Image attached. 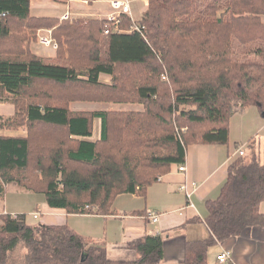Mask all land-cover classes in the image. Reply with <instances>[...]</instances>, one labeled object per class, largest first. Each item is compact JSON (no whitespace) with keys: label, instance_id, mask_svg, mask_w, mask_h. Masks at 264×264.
I'll return each instance as SVG.
<instances>
[{"label":"trees","instance_id":"1","mask_svg":"<svg viewBox=\"0 0 264 264\" xmlns=\"http://www.w3.org/2000/svg\"><path fill=\"white\" fill-rule=\"evenodd\" d=\"M31 1L0 0V103L15 106L12 117L0 114V129L28 133L0 135V199L15 183L43 194L51 208L114 215L118 195L145 197L160 175L185 163L190 145L229 144L234 104L264 114V60H247L248 53L264 59V0H148L142 19L124 14L126 32L108 36L105 19L35 16ZM42 29L58 44L53 57L31 48ZM73 102L144 109L75 111ZM263 154L232 162L219 197L206 203L210 234L186 242L183 264H210L211 247L264 227ZM0 220V264L22 243L20 264L164 261L162 234L132 242L137 259L119 261L68 225H30L11 213Z\"/></svg>","mask_w":264,"mask_h":264},{"label":"crops","instance_id":"2","mask_svg":"<svg viewBox=\"0 0 264 264\" xmlns=\"http://www.w3.org/2000/svg\"><path fill=\"white\" fill-rule=\"evenodd\" d=\"M110 1L32 0L31 12L35 16L61 18L69 11L73 19H104L112 11ZM130 2L132 18L139 21L148 9V0H130ZM43 12L48 13L43 14ZM31 48L42 56H47L45 50L50 52L51 55L47 57L55 56L57 50L42 46L38 42L32 43ZM101 79L110 81L111 77L102 74ZM76 103L81 102L71 103L70 108L72 109ZM0 107L3 110L0 114L5 118L12 117L15 113V106L11 102H1ZM95 125L98 129H94L93 138H99L101 134L99 119ZM26 133L27 131L24 130L0 129V135L24 136ZM245 145V154L250 151L264 152V114L254 105L235 112L231 118L229 144L190 145L185 160L187 171L180 172L179 164H173L168 173L160 175L149 187L145 197L133 193L118 195L113 205V210L117 214L105 216L96 213H68L64 209L51 208L45 202V196L41 194L42 196H37L42 199L43 205L40 221L45 224L68 225L89 242L106 246L109 258L119 261L137 259V251L130 247L132 242L141 240L147 234H162L164 238L162 264H183L186 242L204 239L210 234L205 223L206 203L219 197L228 180L230 165L240 156L237 150ZM192 181L199 184V189L189 200L186 193L180 190V186ZM17 187L16 189L19 190L25 189L18 185ZM31 200L33 196L23 195L22 198H12V207L7 200L1 208H4L5 213L18 214L23 211V203ZM260 208L264 214V201ZM148 210L160 215L157 222L153 223L146 218ZM137 211L143 214L135 213ZM224 252H229L230 259L221 262L218 256ZM209 262L210 264H264V227L247 228L240 236L231 237L211 247Z\"/></svg>","mask_w":264,"mask_h":264},{"label":"rangeland","instance_id":"3","mask_svg":"<svg viewBox=\"0 0 264 264\" xmlns=\"http://www.w3.org/2000/svg\"><path fill=\"white\" fill-rule=\"evenodd\" d=\"M47 13L48 12H43V14H47ZM49 13H53V12H49ZM80 20H87V19H80ZM129 28L130 27H128L126 29H129ZM253 46H255V45H253ZM253 46H251V47H253ZM256 46H258V45H256ZM252 52H254V51H252ZM45 54L47 56L51 55V53L46 51V50H45ZM248 55L249 56H248L247 60L251 61V62H261L262 60H264L263 56H258V55H255L254 53H248ZM3 102L9 103L10 101L4 100ZM240 107H241V103H237V104L233 105V109L236 112L241 111ZM189 108L190 107H186V109H189ZM72 109L73 110H92V111H94V110H106V109L143 110L144 108H143V105L137 104V103L114 104V103H98V102H92V103L91 102H81V103L74 104L72 106ZM2 112H3V110L0 107V113H2ZM95 128L98 129L97 125L94 126V129ZM21 130L25 131V129H20L18 131H21ZM182 132H187V128L183 127ZM26 134H28V133H26ZM179 138H180V135H179ZM245 147H246V145L241 146L239 148L244 149ZM251 152L252 151L247 153L248 156H250ZM240 156H244V155H240ZM263 156H264V154H263ZM244 158H249V157H244ZM6 188H7V190L5 192L4 198L0 199V213H5L4 208L3 207L1 208V205H3V203L7 202V200L10 202V205L12 207V201H11L12 198H22L23 195L31 196V197L33 196V200L23 203L24 208H23V211L21 213L12 214V215L15 217H18L19 214H24L26 223L30 224V225H35V224L40 223L41 216L43 215V213H42L43 205L41 204L42 199H40V197H37V196H42V195L39 193L32 192L30 190L25 191V189L24 190L16 189L18 187H17V184H15V183L10 184V186L6 185ZM45 202H46V200H45ZM37 204H39V205L37 206ZM35 214H38V219H36L34 217ZM1 224H2V220H0V225ZM26 253H27V251L25 249V244L24 243L20 244L13 252H11L9 264H20L22 258H24Z\"/></svg>","mask_w":264,"mask_h":264},{"label":"built area","instance_id":"4","mask_svg":"<svg viewBox=\"0 0 264 264\" xmlns=\"http://www.w3.org/2000/svg\"><path fill=\"white\" fill-rule=\"evenodd\" d=\"M112 11L107 14L106 18H104L107 21V28L104 31L105 35H110L114 32H126V30L121 29L120 25L123 22V16L124 14L131 13L130 3L129 0H111L110 1ZM69 14H65L63 16V19L68 18ZM139 29V27H136ZM38 41L39 43L47 46V47H53L57 48V43L52 38V30L51 29H42L39 31L38 34ZM166 77L164 76L163 79ZM239 155H244L245 151L243 148H239L237 150ZM178 170L180 172L187 171V167L185 163L179 164ZM160 179V178H159ZM199 189V184L197 182H186L183 185L180 186V190L186 193V196L189 200H191L192 194H194ZM146 218L150 220L151 222L155 223L159 220L160 215L152 210H148L146 213ZM35 218H38V214L34 215ZM219 261L226 262L230 259L229 252H224L221 255L218 256Z\"/></svg>","mask_w":264,"mask_h":264},{"label":"bare ground","instance_id":"5","mask_svg":"<svg viewBox=\"0 0 264 264\" xmlns=\"http://www.w3.org/2000/svg\"><path fill=\"white\" fill-rule=\"evenodd\" d=\"M129 3H130V8H131V2H130V0H129ZM69 14V16H68V18H66V19H63V16L65 15V14ZM128 15H130L131 17H132V11H131V13H129ZM61 19L62 20H67V19H72V16H71V14H70V12L69 11H67V12H65L62 16H61ZM52 38H53V40L56 42V40L54 39V37H53V34H52ZM38 43H39V41H38ZM57 43V42H56ZM40 45H42V46H45V45H43V44H41V43H39ZM57 46H58V44H57ZM45 47H47V46H45ZM53 48V47H52ZM55 49H57V48H55ZM37 219V218H36Z\"/></svg>","mask_w":264,"mask_h":264},{"label":"water","instance_id":"6","mask_svg":"<svg viewBox=\"0 0 264 264\" xmlns=\"http://www.w3.org/2000/svg\"><path fill=\"white\" fill-rule=\"evenodd\" d=\"M84 255H85V254H83V258H82V260H84Z\"/></svg>","mask_w":264,"mask_h":264}]
</instances>
